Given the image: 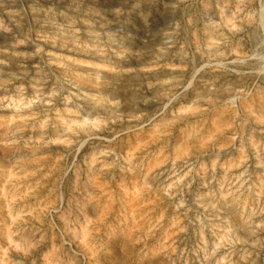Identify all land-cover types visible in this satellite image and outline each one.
<instances>
[{
	"label": "clouds",
	"instance_id": "9594fccd",
	"mask_svg": "<svg viewBox=\"0 0 264 264\" xmlns=\"http://www.w3.org/2000/svg\"><path fill=\"white\" fill-rule=\"evenodd\" d=\"M0 264H264V0H0Z\"/></svg>",
	"mask_w": 264,
	"mask_h": 264
}]
</instances>
